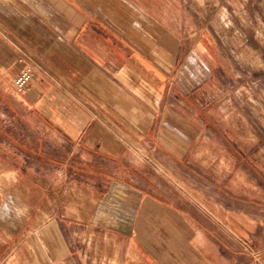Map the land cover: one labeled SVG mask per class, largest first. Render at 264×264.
<instances>
[{
	"label": "crops",
	"instance_id": "crops-1",
	"mask_svg": "<svg viewBox=\"0 0 264 264\" xmlns=\"http://www.w3.org/2000/svg\"><path fill=\"white\" fill-rule=\"evenodd\" d=\"M196 17V0H0V192L28 194L0 200V264H264V187ZM27 53L51 77L19 92Z\"/></svg>",
	"mask_w": 264,
	"mask_h": 264
},
{
	"label": "rangeland",
	"instance_id": "rangeland-1",
	"mask_svg": "<svg viewBox=\"0 0 264 264\" xmlns=\"http://www.w3.org/2000/svg\"><path fill=\"white\" fill-rule=\"evenodd\" d=\"M196 4V37L205 34L213 39V48L206 54L213 59L214 95L222 93L223 99L228 98L230 136L244 139V145L238 147L239 153L242 150L245 154L246 179L253 178L264 187V0H196ZM132 147L134 153L146 154L139 146ZM12 181L11 177H1L0 188ZM14 195L21 200L28 196L0 192V200L11 203L19 199ZM219 227L244 251H253V245L230 225ZM26 237L20 240L24 244ZM19 258L20 264H29L30 254L21 251Z\"/></svg>",
	"mask_w": 264,
	"mask_h": 264
},
{
	"label": "built area",
	"instance_id": "built-area-1",
	"mask_svg": "<svg viewBox=\"0 0 264 264\" xmlns=\"http://www.w3.org/2000/svg\"><path fill=\"white\" fill-rule=\"evenodd\" d=\"M25 61V67L20 70L14 79V88L19 92L26 89L37 73H41L46 78L51 77L50 68L37 56L27 53Z\"/></svg>",
	"mask_w": 264,
	"mask_h": 264
}]
</instances>
